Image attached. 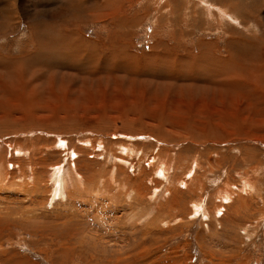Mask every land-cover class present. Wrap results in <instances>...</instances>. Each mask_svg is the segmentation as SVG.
Segmentation results:
<instances>
[{
	"label": "rangeland",
	"instance_id": "rangeland-1",
	"mask_svg": "<svg viewBox=\"0 0 264 264\" xmlns=\"http://www.w3.org/2000/svg\"><path fill=\"white\" fill-rule=\"evenodd\" d=\"M71 1L0 0V264H264V87L218 62L264 77V0H78L97 43L34 59Z\"/></svg>",
	"mask_w": 264,
	"mask_h": 264
},
{
	"label": "bare ground",
	"instance_id": "bare-ground-1",
	"mask_svg": "<svg viewBox=\"0 0 264 264\" xmlns=\"http://www.w3.org/2000/svg\"><path fill=\"white\" fill-rule=\"evenodd\" d=\"M94 2L97 3L98 1L94 0ZM99 5H101V7H98V5H97V7H95V6L93 7L92 6L93 7L92 10H90V12H88L89 8H91V4L90 3L81 2V1H78V0H72L69 4H67L66 7L61 8V10L59 12H56L55 15H57V17H59V20H60L59 22L57 21L58 23L56 22V20L54 22L53 21H47V20H45V21H41L40 20V22L38 21L36 24H33L32 27H31V32H32L31 33V38H32V46H33L32 52L33 53H31V56H33L34 59H38V61L46 60V59H43V58L58 59L59 55L62 58L71 57L73 55L76 58L79 57L82 54L83 49L88 48L91 45H95V43H97V42H92V41H90V39L84 37L85 35H82L79 32V28H77V27L73 28L71 26H70L71 27L70 28L68 25L62 24L64 22L61 21V20L62 19L63 20H67V18H65V17H67V13L68 12L69 13L72 12L73 17H75L76 20H80V21H83L84 19H86L85 17H87V16H88L87 18H89V16H92L94 19L98 20V19H103L104 14H109V13L115 14V10L113 9L114 7H112V9H113L112 11H109V12L105 13V6H108V5L111 6V2L104 3V4H99ZM11 8H3V10H1V12H0L2 14L6 15L5 19H4L5 21L9 20V16L12 15L11 14ZM212 10H213V8L210 9V11H212ZM212 12H214V10ZM224 15H225V13H224ZM0 17L2 18V15ZM68 21H71V20L68 19ZM126 21H127V18H123L119 22L123 23V22H126ZM75 23H76V21H75ZM71 24L73 25V23H71ZM39 41H41L43 43L45 42V44H41L40 45ZM98 47H99V45H98ZM201 47H203V46L201 45ZM232 48H234V47H232ZM236 48H234V50H232L231 47H230V49H229L230 52H231L230 58H221V59L218 58V62L221 65L222 69L225 72L232 71L233 74H237V75H239L241 73H243V74H245L247 76H251V77L253 75H256L257 77L252 79V80L256 81V80L259 79L258 82L262 85V87H264V77L263 76L261 77V76H259L256 73H253V72L251 73L249 71H244L243 69H241L239 67H236L237 64L234 65V63H235V61H236V59L238 57H242L243 60H245V58H247L246 56L244 58V54H239L237 52L239 50L238 49L236 50ZM211 50L212 49L209 50L211 52V54L209 56H212V54H213ZM248 50H251V49H248ZM244 53H245V51H244ZM26 56L27 55H24L23 57L25 58ZM213 56H215V54H213ZM24 58L13 57V59H14L13 62H19V61L23 60ZM213 59L216 61V58H213ZM212 63L215 64L216 62H212ZM239 64H241L240 61H239ZM246 72L248 74H246ZM223 75L225 76V73L222 74V76ZM214 77H216V76H214ZM260 78H262V79H260ZM239 79L240 78H233V79H231V81L236 82L235 86H238L239 85V83H238ZM212 80H213V78H212ZM219 80H223V79H216V81H219ZM241 80L242 79H240V81ZM241 83L243 84V86H245V83H244L243 80L240 82V84ZM190 84H192V83H190ZM211 84H212V81H211ZM227 85H228V82L225 83L224 86L226 87ZM234 88H236V87H234ZM240 88H243V87H240ZM186 89H187V87H186ZM163 162H164V160H163ZM161 165H162V163H161ZM163 167H165V166H163ZM245 181H246V179H245ZM248 184H250L249 181L246 182V186ZM225 193H226V195L231 196L232 192L230 193V191H228V190L226 191L225 190L224 194Z\"/></svg>",
	"mask_w": 264,
	"mask_h": 264
}]
</instances>
